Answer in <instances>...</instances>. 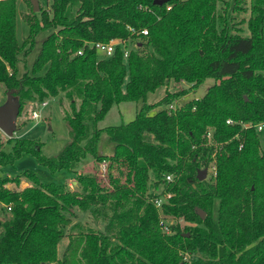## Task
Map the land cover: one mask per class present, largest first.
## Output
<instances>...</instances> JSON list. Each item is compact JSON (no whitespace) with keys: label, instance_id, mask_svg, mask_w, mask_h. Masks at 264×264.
<instances>
[{"label":"trees","instance_id":"16d2710c","mask_svg":"<svg viewBox=\"0 0 264 264\" xmlns=\"http://www.w3.org/2000/svg\"><path fill=\"white\" fill-rule=\"evenodd\" d=\"M18 1L0 0V83L15 91L19 116L30 102L64 94L71 140L47 157L39 140L14 138L0 165L29 154L52 174L74 175L78 187L44 183L30 171L0 178V264H264V146L256 128L243 127L264 122V0H52L39 13L29 0L22 42ZM113 39L125 44L100 55L95 44ZM208 79L214 84L204 96L171 107ZM172 82L190 87L147 103ZM139 101L134 120L110 128L127 132L128 182L110 170L107 187L80 172L89 155L97 166L113 164L116 146L113 155L100 152L107 129L97 125L113 106ZM209 131L219 146L217 176L201 181L216 148L207 146ZM24 179L31 185L20 189ZM105 207L113 212L105 229L71 232L60 258L67 230L79 227L76 212ZM167 219L176 221L169 233Z\"/></svg>","mask_w":264,"mask_h":264},{"label":"rangeland","instance_id":"374dc122","mask_svg":"<svg viewBox=\"0 0 264 264\" xmlns=\"http://www.w3.org/2000/svg\"><path fill=\"white\" fill-rule=\"evenodd\" d=\"M29 0H19L18 1V16H17V38L19 42H22L24 38L29 33V26L23 20L25 14L29 12ZM249 2V0H245ZM32 2V0H31ZM40 8H48L52 0H37ZM38 12V13H39ZM51 30L42 31L37 39L36 46L33 52L27 58V65L31 68L36 57L38 56L43 41L48 37ZM248 33L247 31H245ZM20 72H24V65L21 63L19 65ZM214 84L212 79H208L205 83L196 91H190L186 96L181 98L179 101L174 103V107H180L186 102L194 99L201 98L204 96L206 91L210 86ZM190 86L185 83H175L172 82L168 86H163L157 89L155 92L150 93L147 97L148 104H154L158 102L166 93V90L171 92L180 91L182 89H187ZM7 100V91L4 84L0 83V105L4 104ZM47 106L41 107L39 103H28L22 112L21 116L18 118L17 126L20 129L15 133L13 140L6 136V134L0 129V151H4L9 154L12 152L14 138H27L39 140L42 146V153L47 157L57 156L62 149L70 142V128L63 119L64 108L68 109L69 104L65 100L64 94H61L57 98H51L46 100ZM63 102V106L60 104ZM143 102H124L119 105L112 107L110 112L107 114L105 119L98 123V129H107L103 134V138L100 144V152L107 155H113V147L116 146L118 151V157L115 159L113 164L110 166L108 164V172L111 170L112 175L115 179H120L123 182H128L129 171L126 162L127 158V145H121L124 143V139H128L127 132L125 130L116 131L110 129L111 127H117L124 124H128L134 120L138 109L142 106ZM41 113L40 120H32L31 113L34 110H39ZM109 128V129H108ZM260 138L264 146V131L260 133ZM126 144L128 142L126 141ZM119 145V146H118ZM111 167V168H110ZM98 166L92 156H87L80 164L79 171L87 172L95 175L98 181L107 187H109V178L102 177L99 175ZM25 171H30L37 174L42 182L44 183H57L64 184L67 183L68 187L72 190L78 187L74 175L68 173L67 171L57 172L52 174L47 168L41 166L37 159L32 155H24L21 158L15 160L13 163H5L0 165V178L4 177H15L22 174ZM107 172V174H108ZM76 182V183H75ZM31 183L24 179L21 183L20 189H24ZM15 188V187H14ZM112 211L109 207L101 208L98 212L95 209L88 210L87 212L77 211L76 216L73 218V225L78 224V229L75 231L68 229L65 238L59 244V257L61 258L69 242V235L71 232L77 233L81 229H94L103 231L106 226V215L111 216ZM167 224L176 223V221L167 219ZM185 223H181L183 228Z\"/></svg>","mask_w":264,"mask_h":264},{"label":"built area","instance_id":"2783aa9c","mask_svg":"<svg viewBox=\"0 0 264 264\" xmlns=\"http://www.w3.org/2000/svg\"><path fill=\"white\" fill-rule=\"evenodd\" d=\"M131 33L132 34H135L137 33V31L134 29V28H129ZM141 33L143 35H147L148 34V30L147 29H144L143 31H141ZM120 44H125V41L123 39H113L111 41H109L108 43H96L95 44V48L97 50V52L104 56V57H111L115 51V48L117 45H120ZM79 54H82V51L79 52ZM129 55V50H126L125 51V58H127ZM47 106V102H44L41 104L40 108L42 107H46ZM171 107H174V106H171ZM40 108L39 110H34L32 111L31 113V118L32 120H40L41 119V113H40ZM228 124H233V121L232 120H228L227 121ZM244 129H249V128H256V130L258 132H263L264 131V122H261V123H258L256 125L252 124V123H246L244 124ZM212 131H209L205 138L207 140V146H215V152L213 153L212 155V162L210 164V167L209 169H207L208 173H207V177L210 175L211 177H216L217 176V160H216V154H217V151H218V145L214 144L213 142V138H212ZM98 172H99V175L102 176V177H106L107 175V172H108V164L107 162H103L101 164H99L98 166ZM168 180H171V177H168L167 178ZM170 195L167 196V198H169ZM154 204L155 206L160 209L162 207V204H163V199H156L154 201ZM8 210L10 211L11 208H8ZM161 225L163 227V229L166 231V232H170V229L168 227V224L167 222L165 221H162L161 222Z\"/></svg>","mask_w":264,"mask_h":264},{"label":"water","instance_id":"95a60500","mask_svg":"<svg viewBox=\"0 0 264 264\" xmlns=\"http://www.w3.org/2000/svg\"><path fill=\"white\" fill-rule=\"evenodd\" d=\"M167 0H157L156 3L163 4ZM34 12H39V5L37 0H32ZM247 99V98H246ZM20 102L15 96V91H7V100L4 104L0 105V129L6 134L9 139H12L15 133L18 131V118L20 115ZM207 169L200 170L198 172V179L203 181L207 178ZM198 213L202 218L206 217V213L198 209ZM188 236V234H187Z\"/></svg>","mask_w":264,"mask_h":264},{"label":"crops","instance_id":"0c3cea01","mask_svg":"<svg viewBox=\"0 0 264 264\" xmlns=\"http://www.w3.org/2000/svg\"><path fill=\"white\" fill-rule=\"evenodd\" d=\"M76 183V182H75ZM8 188L14 189V187H16L15 185L9 184L7 185Z\"/></svg>","mask_w":264,"mask_h":264}]
</instances>
